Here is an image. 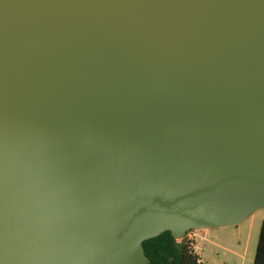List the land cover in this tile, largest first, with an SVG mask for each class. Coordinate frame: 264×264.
Returning <instances> with one entry per match:
<instances>
[{
	"label": "water",
	"instance_id": "95a60500",
	"mask_svg": "<svg viewBox=\"0 0 264 264\" xmlns=\"http://www.w3.org/2000/svg\"><path fill=\"white\" fill-rule=\"evenodd\" d=\"M263 208L264 0H0V264Z\"/></svg>",
	"mask_w": 264,
	"mask_h": 264
},
{
	"label": "rangeland",
	"instance_id": "374dc122",
	"mask_svg": "<svg viewBox=\"0 0 264 264\" xmlns=\"http://www.w3.org/2000/svg\"><path fill=\"white\" fill-rule=\"evenodd\" d=\"M260 213L263 212L256 215ZM248 222L245 220L238 227L212 228L205 241L204 229H193L202 258L200 264H252L258 238V219H255L249 236Z\"/></svg>",
	"mask_w": 264,
	"mask_h": 264
},
{
	"label": "trees",
	"instance_id": "16d2710c",
	"mask_svg": "<svg viewBox=\"0 0 264 264\" xmlns=\"http://www.w3.org/2000/svg\"><path fill=\"white\" fill-rule=\"evenodd\" d=\"M149 264H200L196 248L197 238L193 229L181 240L173 238L169 231L142 242ZM252 264H264V221L261 222Z\"/></svg>",
	"mask_w": 264,
	"mask_h": 264
},
{
	"label": "crops",
	"instance_id": "0c3cea01",
	"mask_svg": "<svg viewBox=\"0 0 264 264\" xmlns=\"http://www.w3.org/2000/svg\"><path fill=\"white\" fill-rule=\"evenodd\" d=\"M264 209V208H263ZM263 209H260V210H263ZM260 210H257L255 211L254 213H252L249 217H247L245 220H249V222L247 223L248 224V233H247V236H249V233H250V230H251V227L254 225L255 223V219H258V233H259V228H260V225H261V222L264 221V211H260ZM258 212H263V213H260V215H256L258 214ZM245 220L241 221L239 224H241L242 222H244ZM239 224L235 225L236 227L239 226ZM212 230L211 229H204V241L208 238L209 236V232ZM195 235V234H193ZM196 248L197 245H196ZM198 250V249H197ZM199 252V251H198ZM200 254V252H199ZM201 257V255H200ZM202 259V258H201ZM201 261V260H200Z\"/></svg>",
	"mask_w": 264,
	"mask_h": 264
}]
</instances>
